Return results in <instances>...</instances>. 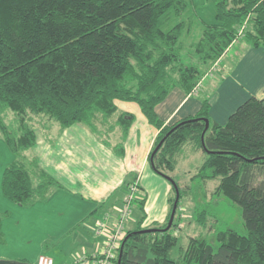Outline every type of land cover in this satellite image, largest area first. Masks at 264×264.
<instances>
[{
    "label": "trees",
    "instance_id": "trees-1",
    "mask_svg": "<svg viewBox=\"0 0 264 264\" xmlns=\"http://www.w3.org/2000/svg\"><path fill=\"white\" fill-rule=\"evenodd\" d=\"M206 1L214 5L211 22L199 17L192 0H0V133L15 157L2 172L3 196L27 206L56 184L25 155L36 142L28 115L92 131L117 111L116 100L135 102L159 129L148 159L156 174L174 181L176 212L183 190L170 172L191 144L205 155L194 177L216 181L212 194L240 206L245 233L227 228L215 231L217 245L202 236L181 244L176 214L168 229L167 223L141 228L138 219L113 264H264V96L248 97L223 125L210 121L207 100L170 126L163 127L155 111L172 90L189 94L198 85L248 13L244 39L264 47V0ZM5 110L18 117L15 133L3 121ZM132 122V115L119 114L124 135ZM196 211V223L204 225L207 213ZM2 219L0 212V244Z\"/></svg>",
    "mask_w": 264,
    "mask_h": 264
},
{
    "label": "crops",
    "instance_id": "crops-1",
    "mask_svg": "<svg viewBox=\"0 0 264 264\" xmlns=\"http://www.w3.org/2000/svg\"><path fill=\"white\" fill-rule=\"evenodd\" d=\"M214 72L204 75L194 92L174 89L156 106L163 127L193 116L204 100L210 103V121L223 125L248 97L263 98L264 47L236 40L220 57ZM114 103L117 111L106 122H98V137L82 124L60 127L56 133L53 124L45 127L48 134L35 131L31 158L56 184L46 198L36 199L27 207L0 195L1 213L34 211L33 230L2 219L5 242L0 244V264H35L42 254L52 257L54 264H95L107 249L117 211L134 181L138 200L143 203L141 216H132L127 229L135 228L138 219L141 228L160 226L168 220L172 187L152 170L148 159L159 129L148 123L135 102ZM122 112L133 116L125 135L117 123ZM200 151L191 144L184 145L174 170L184 153ZM80 258L87 262H78Z\"/></svg>",
    "mask_w": 264,
    "mask_h": 264
},
{
    "label": "rangeland",
    "instance_id": "rangeland-1",
    "mask_svg": "<svg viewBox=\"0 0 264 264\" xmlns=\"http://www.w3.org/2000/svg\"><path fill=\"white\" fill-rule=\"evenodd\" d=\"M192 2L196 7L195 9L197 14L202 19H204L205 21L213 20L214 5L212 2L206 0H192ZM250 14L251 13L247 14L242 25H246L250 17ZM239 39H244V33L241 37H235V40H239ZM209 70L206 74H209ZM214 73L215 72L213 71L212 75H214ZM2 115H3L4 123L9 127L11 131L15 133L16 129H18L17 115L13 114V112L8 110H5ZM27 120H28V124L32 126L34 131L36 130L37 131L41 130L40 132L46 131V134H48L47 128L45 127L49 124H53V126H55L54 133L61 130L60 126H57V124L53 122L47 121L46 118H44V116L41 115L30 114L28 115ZM92 133L98 137V127L97 130L96 129L92 130ZM190 154H191L190 152L188 154L185 153L183 154L184 156L181 158L173 174L171 175L183 190L182 197L180 200V205L179 208L177 209L178 211L175 213L177 218L175 217V226L173 228L174 235L179 236V241L181 244H185L189 237L202 236L205 237L208 240V242H210L212 245H217V242L215 241V237H214L216 230H225L227 228H230L237 231L240 234L245 233L240 206L231 203L221 195L212 194V192L215 189L216 181L203 182L200 181L199 178L194 177L195 174L197 173L198 167L201 165V163L204 160V156H205L204 153L200 151L198 154H193V153L192 155ZM25 155L29 158L34 156L32 154V149L26 151ZM14 159H15L14 155L5 144L3 137L0 133V195L2 197H3V193L1 191L2 172L4 168ZM33 160L36 162L35 158ZM38 182H39L38 178L33 179V185L38 184ZM170 197L171 199L175 198V191L173 190V188L170 192ZM138 201L139 200H135L132 204V216L135 218L141 216V208L138 205ZM195 207L197 209L196 214H198L200 211H204V213H207L206 214L207 221L204 225H199L196 223L194 219ZM22 211H26V213L20 211L17 212L14 211L15 213L12 211L2 212L3 218L5 221L9 219L11 225L13 226L19 225L25 229L29 227V229L33 230L32 224L34 222L33 219L34 211L30 209H26ZM166 223L167 221L164 224L157 226L156 228H162L164 225H166ZM126 226L127 225L124 226L125 232L127 230ZM151 229H153V227H151Z\"/></svg>",
    "mask_w": 264,
    "mask_h": 264
},
{
    "label": "built area",
    "instance_id": "built-area-1",
    "mask_svg": "<svg viewBox=\"0 0 264 264\" xmlns=\"http://www.w3.org/2000/svg\"><path fill=\"white\" fill-rule=\"evenodd\" d=\"M245 25H241V27L238 29L236 37H241L244 33ZM236 40L234 39L232 43H234ZM231 43V44H232ZM216 61L212 67L209 70V74L212 73L215 69V66L217 65ZM196 88H194L193 91H195ZM138 185L136 181L129 184L127 188V192L125 194V197L123 199V202L120 206V208L117 211V220L112 228V231L110 233L109 239L107 241V249L102 255V258H97L95 260V264H112V260L115 259L116 251L118 247L120 246V243L124 237L125 229L124 226L127 224L128 221L132 220V204L135 200H138ZM78 262L80 263H86V259H78ZM35 264H54V261L52 257L48 255H39Z\"/></svg>",
    "mask_w": 264,
    "mask_h": 264
},
{
    "label": "water",
    "instance_id": "water-1",
    "mask_svg": "<svg viewBox=\"0 0 264 264\" xmlns=\"http://www.w3.org/2000/svg\"><path fill=\"white\" fill-rule=\"evenodd\" d=\"M207 127H208V123L205 122V129H206ZM162 141H163V140H161V141L158 143V145L155 147V149H154L153 152H152V155H153V154L156 152V150L159 148V146L161 145ZM167 180H168V181L170 182V184L174 187V190H175V200H174V202H173V204H172V208H171V212H170L169 220H168V222H167V226H166L165 229H168V228L171 226V224H172V221H173V218H174V215H175V212H176V208H177L178 198H179V196H178V195H179V194H178V189H177V187H176L174 181L171 180L170 178H167Z\"/></svg>",
    "mask_w": 264,
    "mask_h": 264
}]
</instances>
